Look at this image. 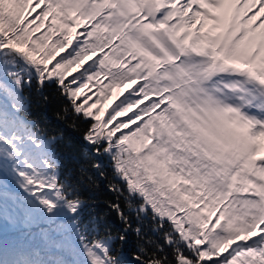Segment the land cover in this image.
Returning a JSON list of instances; mask_svg holds the SVG:
<instances>
[{"label": "snow or ice", "instance_id": "snow-or-ice-1", "mask_svg": "<svg viewBox=\"0 0 264 264\" xmlns=\"http://www.w3.org/2000/svg\"><path fill=\"white\" fill-rule=\"evenodd\" d=\"M0 264H264V0H0Z\"/></svg>", "mask_w": 264, "mask_h": 264}]
</instances>
